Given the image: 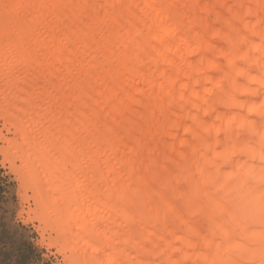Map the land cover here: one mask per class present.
I'll return each mask as SVG.
<instances>
[{
  "label": "bare ground",
  "instance_id": "obj_1",
  "mask_svg": "<svg viewBox=\"0 0 264 264\" xmlns=\"http://www.w3.org/2000/svg\"><path fill=\"white\" fill-rule=\"evenodd\" d=\"M0 144L62 264H264V0H0Z\"/></svg>",
  "mask_w": 264,
  "mask_h": 264
},
{
  "label": "rangeland",
  "instance_id": "obj_2",
  "mask_svg": "<svg viewBox=\"0 0 264 264\" xmlns=\"http://www.w3.org/2000/svg\"><path fill=\"white\" fill-rule=\"evenodd\" d=\"M21 194L16 175L0 155V264H62L54 248L40 244L38 223L25 222L27 205Z\"/></svg>",
  "mask_w": 264,
  "mask_h": 264
},
{
  "label": "snow or ice",
  "instance_id": "obj_3",
  "mask_svg": "<svg viewBox=\"0 0 264 264\" xmlns=\"http://www.w3.org/2000/svg\"><path fill=\"white\" fill-rule=\"evenodd\" d=\"M6 8L8 7L7 5L5 6ZM22 7V6H21ZM7 23V22H6ZM10 249L14 248L13 245H9Z\"/></svg>",
  "mask_w": 264,
  "mask_h": 264
}]
</instances>
